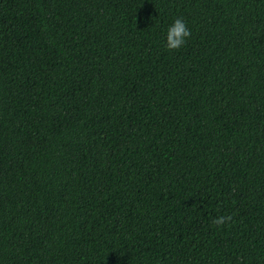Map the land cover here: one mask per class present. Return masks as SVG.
Instances as JSON below:
<instances>
[{"label": "trees", "instance_id": "obj_1", "mask_svg": "<svg viewBox=\"0 0 264 264\" xmlns=\"http://www.w3.org/2000/svg\"><path fill=\"white\" fill-rule=\"evenodd\" d=\"M0 264H264V0H0Z\"/></svg>", "mask_w": 264, "mask_h": 264}, {"label": "clouds", "instance_id": "obj_2", "mask_svg": "<svg viewBox=\"0 0 264 264\" xmlns=\"http://www.w3.org/2000/svg\"><path fill=\"white\" fill-rule=\"evenodd\" d=\"M191 35L186 21L181 17H176L166 26L163 32V47L167 50L182 48ZM231 219L230 216L221 215L214 218L211 223L220 226Z\"/></svg>", "mask_w": 264, "mask_h": 264}]
</instances>
